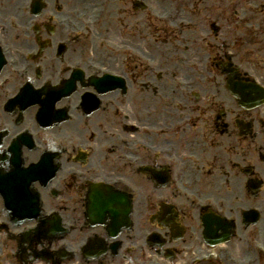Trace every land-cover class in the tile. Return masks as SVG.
Listing matches in <instances>:
<instances>
[{
    "label": "flooded vegetation",
    "instance_id": "af4514ba",
    "mask_svg": "<svg viewBox=\"0 0 264 264\" xmlns=\"http://www.w3.org/2000/svg\"><path fill=\"white\" fill-rule=\"evenodd\" d=\"M94 9L129 50L94 59ZM204 11L0 0V264H264V0Z\"/></svg>",
    "mask_w": 264,
    "mask_h": 264
},
{
    "label": "rangeland",
    "instance_id": "374dc122",
    "mask_svg": "<svg viewBox=\"0 0 264 264\" xmlns=\"http://www.w3.org/2000/svg\"><path fill=\"white\" fill-rule=\"evenodd\" d=\"M145 3L148 5L147 11L149 14L154 15V18H158L161 21V17L164 16L167 18V24H172L174 22H171L172 19H175L178 15L184 10L183 1L182 0H146ZM187 2L185 3V6ZM208 8H213V4L211 6H207ZM187 8V7H186ZM97 9V8H96ZM96 9L92 11H89L85 13L84 18L78 17V19H75L76 14L74 15V21H82V23H74V27L76 28L77 25L84 28V34L85 38L83 36L82 42L89 45V47L94 50V59L96 61H101L103 57V52L105 53H112L114 56H118L116 54V50L120 48L119 44H112L108 42V39L113 40L115 42L118 41L117 36L113 37L117 30L116 23L111 25L108 23H95L94 21H97V11ZM175 12V13H173ZM144 12L138 13V19H140L139 16H143ZM114 20L117 19V15L113 17ZM146 23H140L139 26H144ZM85 28H87V32L85 31ZM109 33H107L108 31ZM174 30H177V28H173ZM99 39V40H98ZM100 41V42H99ZM116 43V42H115ZM127 48L123 47L122 51ZM102 51V52H101ZM108 62H111L112 59H107Z\"/></svg>",
    "mask_w": 264,
    "mask_h": 264
}]
</instances>
